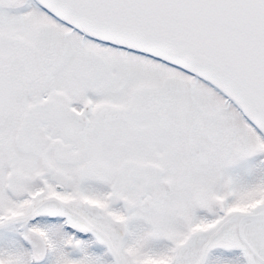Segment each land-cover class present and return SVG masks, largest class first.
I'll list each match as a JSON object with an SVG mask.
<instances>
[{"label":"snow or ice","instance_id":"6c2138e0","mask_svg":"<svg viewBox=\"0 0 264 264\" xmlns=\"http://www.w3.org/2000/svg\"><path fill=\"white\" fill-rule=\"evenodd\" d=\"M0 264H264V0H0Z\"/></svg>","mask_w":264,"mask_h":264}]
</instances>
